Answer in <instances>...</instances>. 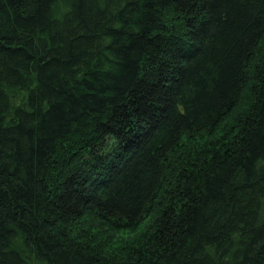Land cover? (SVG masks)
Instances as JSON below:
<instances>
[{
	"label": "trees",
	"instance_id": "1",
	"mask_svg": "<svg viewBox=\"0 0 264 264\" xmlns=\"http://www.w3.org/2000/svg\"><path fill=\"white\" fill-rule=\"evenodd\" d=\"M0 264H264V0H0Z\"/></svg>",
	"mask_w": 264,
	"mask_h": 264
},
{
	"label": "rangeland",
	"instance_id": "2",
	"mask_svg": "<svg viewBox=\"0 0 264 264\" xmlns=\"http://www.w3.org/2000/svg\"><path fill=\"white\" fill-rule=\"evenodd\" d=\"M122 232H123V231H122ZM122 232H119V237H122ZM129 235H130V234H129ZM123 236H125L124 238H129V237L125 234V232H124ZM133 237H134V235L132 234L131 238H133Z\"/></svg>",
	"mask_w": 264,
	"mask_h": 264
}]
</instances>
